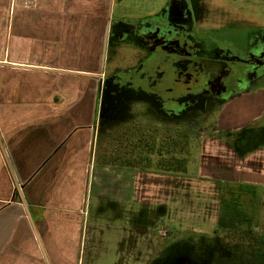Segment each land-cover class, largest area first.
<instances>
[{"label": "crops", "instance_id": "0c3cea01", "mask_svg": "<svg viewBox=\"0 0 264 264\" xmlns=\"http://www.w3.org/2000/svg\"><path fill=\"white\" fill-rule=\"evenodd\" d=\"M113 2L0 0V264H84L87 208L96 201L110 206L100 211L98 204L95 228L99 214L107 213L113 220L123 216L128 231L126 245L117 244V261L105 264H122L121 252L128 264H140L142 252L160 255L179 244L193 253L194 244L183 240L192 237L213 258L227 254L214 237L226 187L251 190L241 208L251 232L264 229V73L220 101L205 130L191 138L184 171L139 166L130 146L127 158L104 163L110 132L99 139L94 79L103 72ZM207 218L205 232L200 221ZM94 249L93 242L86 264L98 261ZM157 262L161 256L141 264Z\"/></svg>", "mask_w": 264, "mask_h": 264}, {"label": "rangeland", "instance_id": "374dc122", "mask_svg": "<svg viewBox=\"0 0 264 264\" xmlns=\"http://www.w3.org/2000/svg\"><path fill=\"white\" fill-rule=\"evenodd\" d=\"M107 24L103 72L94 79L100 84L99 122L96 123L99 139L100 136L103 139L106 131L110 132L104 143V163L113 164L120 155V159L127 158L129 146L132 149L129 153H136L139 166L155 165L161 169L159 165L170 157L186 160L191 138H196L199 130H205L220 101L236 90L223 84L238 79L237 86L245 83V89L256 83L249 81L246 75L252 68L248 63L250 56L264 55V50H260L263 48L258 45L264 37V0H114ZM147 32L153 36L147 37ZM154 38L160 41L166 38V42L154 49ZM166 47L170 51L168 55L158 51ZM262 59L256 69L261 75L264 56ZM151 98H155V106ZM108 118H113L112 122H107ZM130 123L135 127H127ZM118 127L126 128L120 131ZM144 130L146 135L139 134ZM137 138V148L133 149ZM91 164L90 160L87 177ZM186 169L191 172L193 167L187 163ZM203 194L208 199L212 196L210 192ZM223 196L233 200L243 213L241 205L244 197L250 194L227 187ZM106 203L96 201V208L92 205L87 208L84 264L88 247L93 242L98 250L92 251L97 254L95 264L117 261V244L126 245L123 239L128 231L125 232L123 216L113 220L107 213L99 214L100 228L93 225L92 213L99 208L98 204L100 211L107 210L110 203ZM260 208L263 210L264 205ZM200 222L206 232L209 219ZM241 229L251 231L249 224H242ZM254 229L251 232V237L256 238L253 242L240 243L236 234L225 242L215 238L228 253L217 252L214 258L192 237L183 240L194 244L193 253L185 244H179L160 255L142 252L140 264L160 256L162 262L156 264H246V259L243 263L239 260L251 251L257 254L260 262L264 260V229ZM149 239L162 245L155 236ZM120 255L124 257L121 263L128 264V253Z\"/></svg>", "mask_w": 264, "mask_h": 264}, {"label": "trees", "instance_id": "16d2710c", "mask_svg": "<svg viewBox=\"0 0 264 264\" xmlns=\"http://www.w3.org/2000/svg\"><path fill=\"white\" fill-rule=\"evenodd\" d=\"M162 170L165 171H184L185 169V160L177 161L176 157H170L162 161ZM227 188V187H226ZM230 188V187H228ZM237 191H249L247 187H236ZM251 191V190H250ZM248 215L236 208L235 202L231 199H226L225 196H221L219 199V215L217 216L216 227L214 230V237L220 239L222 242L228 239L229 236L238 235L240 243H248L255 241L256 238L251 237V231L241 229L242 224H247ZM220 237V238H219ZM219 240V242H220ZM257 255L253 251L246 252L243 254V259L240 258V262L246 259V264H264V260L260 262L257 260ZM237 264V263H236Z\"/></svg>", "mask_w": 264, "mask_h": 264}, {"label": "flooded vegetation", "instance_id": "af4514ba", "mask_svg": "<svg viewBox=\"0 0 264 264\" xmlns=\"http://www.w3.org/2000/svg\"><path fill=\"white\" fill-rule=\"evenodd\" d=\"M152 32V31H151ZM147 34V37H152L153 36V33L151 34L150 32H147L146 33ZM263 36V35H262ZM155 39V46L156 47H154V49H158V47H160L159 45H162V43L164 44L165 42H166V38H163V39H161V41L159 40V38H154ZM258 45H260L259 47H261V48H263V49H260V50H264V37H262L260 40H259V43H258ZM255 46V45H254ZM159 52H161V53H165V55H168V53H170V51L168 50V48L166 47L164 50H162V51H160V50H158ZM263 56L264 55H254V54H252L250 57V61H248V63L250 64V65H252V68H250L247 72H248V74L246 75V76H249L248 77V79H249V81L250 80H254L256 77H260L261 76V73H256V72H258L256 69L257 68H259L258 66H260V65H257L258 63H260L261 62V60H263L262 58H263ZM263 69V71H264V67L262 68ZM243 71H241V73H242ZM241 73H239V75H237L235 78L237 79V77L238 76H240L241 75ZM250 73H252V74H250ZM253 73H255V74H253ZM263 74V73H262ZM244 80V79H243ZM237 81H238V79H237ZM237 81H234V80H230V82L228 83V84H226V83H224L223 85H225V86H227V87H233L234 89H236L234 92H237V91H239V90H237V89H239L238 87H240L241 89H244L243 87L245 86V83H244V85H240V86H237V84H236V82ZM241 81V80H240ZM241 82H243V81H241ZM246 83H250V82H246ZM224 86V87H225ZM237 87V88H236ZM240 89V90H241ZM224 90H226V89H223V91Z\"/></svg>", "mask_w": 264, "mask_h": 264}, {"label": "water", "instance_id": "95a60500", "mask_svg": "<svg viewBox=\"0 0 264 264\" xmlns=\"http://www.w3.org/2000/svg\"><path fill=\"white\" fill-rule=\"evenodd\" d=\"M8 165V164H7ZM8 169H9V171H10V175H11V178H12V180H13V184H14V186L16 187V190H17V194H18V196H19V199H20V201H21V204H22V206H23V208H24V210H25V215H26V217H27V219H28V221H29V223H30V225H31V227H32V231L34 232V230H35V228H34V223H33V221H32V218H31V216H30V214H29V209H28V207H27V205H26V203H25V200H24V198H23V196H22V190H21V187H20V185L18 184V182L16 181V179H15V177H14V173H13V170H12V168H11V166H9L8 165ZM35 233V232H34Z\"/></svg>", "mask_w": 264, "mask_h": 264}]
</instances>
